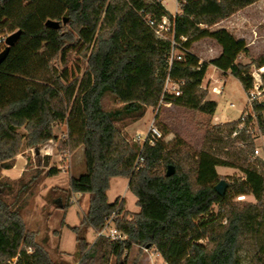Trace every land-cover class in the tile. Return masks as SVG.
Returning <instances> with one entry per match:
<instances>
[{
    "label": "trees",
    "instance_id": "1",
    "mask_svg": "<svg viewBox=\"0 0 264 264\" xmlns=\"http://www.w3.org/2000/svg\"><path fill=\"white\" fill-rule=\"evenodd\" d=\"M256 1L178 0L180 13L172 15L161 0H0V34L20 30L0 63V173L14 165L23 147L57 140L54 124L66 125L60 147L74 152L82 146L84 171L71 176L68 187H51L46 198L65 212L74 193L88 194L79 224L67 225L75 235L79 264H109L112 256L119 259L134 245H148L166 264H264V160L251 158L255 143L250 132L255 123L264 137V102H253L254 119L248 115L241 128L238 118L207 129L198 151L177 136L140 149L116 125L168 102L212 116L217 103L200 87L209 65L228 71L248 93L250 67H264V54L242 63L238 58L248 51L245 40L210 27ZM145 15L155 23L170 20L166 38L155 36ZM49 19L59 26H47ZM171 37L181 57L169 64ZM202 38L216 41L221 51L200 63L190 48ZM69 52L83 58L80 76L66 66ZM167 76L183 80L180 95L163 93ZM260 76L264 89V71ZM106 94L119 106L105 108ZM139 152L143 163L134 170ZM35 156L48 167L46 175L59 172L49 165L50 155ZM168 165L174 167L170 176L165 175ZM216 166L243 174L230 179L222 196L214 189L221 180ZM25 172L16 180L0 174V263L15 258L14 264H67L51 259L46 237L37 243L25 227L18 200L41 171L27 181ZM113 177L128 179L137 212L124 210L120 197L108 202ZM241 195L255 201L235 199ZM115 210V226L126 239L87 241V231H98Z\"/></svg>",
    "mask_w": 264,
    "mask_h": 264
},
{
    "label": "rangeland",
    "instance_id": "2",
    "mask_svg": "<svg viewBox=\"0 0 264 264\" xmlns=\"http://www.w3.org/2000/svg\"><path fill=\"white\" fill-rule=\"evenodd\" d=\"M164 4L166 8L173 13L180 9L177 0H165ZM234 21L233 24L235 25V29H238L239 33L245 34L248 41L251 42V48H254L250 51L248 57L241 55L238 58L240 62L247 61L246 63H249L250 60L264 54V0L237 15ZM60 23L64 25V23ZM203 47V45L200 46V44H197L195 50L198 53ZM174 53H177V50H175ZM55 63L59 70L62 69L61 64L58 62ZM66 66L72 74L78 76L81 75L85 67L83 58L76 52L68 53ZM250 71L252 75H259L261 78L260 74L264 71V67L257 68L251 65ZM213 74V69L210 67L207 71L206 79H208V77L213 78ZM202 84H204L209 91V85L203 82V80ZM219 85L223 88L222 93L219 95L213 94L212 96L218 101V108L216 111V115L220 118L218 121L213 120V115L209 116L202 112L176 106L174 104L160 103V105L156 107H147L145 114L140 119L125 120L116 123V125L120 129L122 135L125 136V139L132 143L133 137L138 133L147 131L149 124L153 120L156 127L160 130L164 141H170L177 136L187 143L192 150L198 151L204 144L207 129H210L214 125L226 123L224 121L230 122L236 120L240 117L243 110L249 109L246 99L247 93L244 92L240 82L235 77L228 76L219 81ZM207 96L206 94V97ZM102 103L105 108L119 106V102L109 94L103 97ZM231 104H233V106H231ZM162 128L167 131V134L163 133ZM19 131L24 132V129L20 128ZM53 131L57 136V140L41 143L37 145L35 149L23 147L22 151L14 158V163L16 159H20L21 156L26 160L25 170H22L26 171V174L23 176L24 181H27L35 170L42 171L44 169V167L37 163L38 158L35 155H39L41 160V157L45 155V151L50 152L49 165L59 168V171L64 172L61 175L62 179L66 180L69 174H78L73 171L70 173L71 169H74V163L78 165V155L75 152H69L67 148L60 147V141L65 137L66 125L64 123H56L53 125ZM250 132H253L254 149L257 148L259 151L258 155H255L253 152L251 158L259 157L264 160V137L259 133L255 123ZM233 135L234 134H232V136ZM36 150H38V152ZM221 155L223 156V154ZM82 165H84L83 161ZM16 168H18V166ZM217 168L221 179L225 180L227 184L230 179L243 177V174L238 168L230 166H217ZM22 171L16 178L6 177L16 180L21 175ZM39 178L40 175L30 185L29 190L18 200L17 205L22 207L21 216L25 227L28 231L33 233L34 241L37 243H42V240L46 237L44 247L47 249L51 259L63 261L67 264H79L80 258L75 252V236L67 227L64 226L61 228V221L64 220L62 217L63 212L61 209H58L52 201L49 202L46 198L47 191L50 189L46 184L52 185L58 183L57 177H46L44 182H38ZM59 183L61 184L60 187L65 185L63 180L59 181ZM17 188L18 186H15L14 191H16ZM227 188L228 185L226 190ZM117 195L122 199L125 198L128 209L135 210V208H137L134 203V196L127 190V185L124 180L111 183V187L108 190V198L113 202ZM235 199L239 201H255L252 195H241ZM71 202L73 203L67 211L65 220L69 225H76L82 219L86 208L81 205L82 203L79 205L72 198ZM87 204L88 202L85 200V206H87ZM216 208L217 207L214 206V211ZM86 236L87 241L91 243L95 239V232L89 229ZM31 249L32 248H30L29 251H31ZM151 259L153 263H151ZM14 261L15 258L2 262V264H14ZM160 263L165 264L162 262L161 258L150 257L149 252H145L142 247L136 245H134L130 251L124 252L119 259L112 256L109 261V264Z\"/></svg>",
    "mask_w": 264,
    "mask_h": 264
},
{
    "label": "crops",
    "instance_id": "3",
    "mask_svg": "<svg viewBox=\"0 0 264 264\" xmlns=\"http://www.w3.org/2000/svg\"><path fill=\"white\" fill-rule=\"evenodd\" d=\"M164 1L165 0H161V3L165 7V9L167 11H169V13H171L172 15H175V14L180 13V9H178L174 13L171 12L169 9L166 8V6L164 4ZM260 1H263V0H258L256 2H254V3H252V4L248 5V6H246L244 8H242L241 10H239L236 13L232 14L228 18L223 19V20L219 21L218 23H216L215 25H213V26L210 27L211 30L218 29V28H225L231 34H233L236 38H242V39H244L245 42H246V44H247L248 51H247L246 54H241L243 56H247L248 57L250 51L253 50L254 48H251V42L248 41V39L246 38V35L245 34H242V33H239L238 29H235V27H234L235 25L233 24V22H235L234 20L237 17V15H239L240 13H242L245 10L249 9L250 7L256 5ZM197 44H200V46H202V45L204 46L202 49H200V51H198V53L195 50V47H196ZM220 51H221L220 45L216 41H214L213 39H211V38H202L200 40H197V41H195L192 44V46L190 48V52H192L193 54H195L199 58V62L200 63L203 62V61H208V60L216 57L220 53ZM256 55H258V54H256ZM246 62L247 61L242 62V63H246ZM210 67H212V69H213V73H214L212 75L213 78L208 77V79H206L207 71H208V69ZM205 73H206L204 75L205 77H203L202 80H203V82H205V83H207L209 85V91L206 89L207 87H205L204 84H202V81H201V84L202 85H200V86L207 90V95L208 96L206 98L207 99H212V100H214L217 103V106H216V109L214 111V114H213V117L212 118H213V120L218 121L220 119L219 116L216 115V111H217V108H218V101L214 97H212V96H213V94L219 95L223 91L222 86L219 85V81H221L222 79H225L228 76H232V75L228 71H221L220 69H218V68H216L215 66H212V65H209L207 67ZM213 88L218 89L219 90V93L214 92L213 91ZM231 106H233V104H231ZM224 122H227V121H224ZM74 152L78 155V165L74 163V169H71L70 173L73 171V172H77L78 173L77 175H79L80 173H82L84 171V165H82V161H83V147L82 146L78 147ZM44 154L50 155V152L45 151ZM25 161L26 160L24 159V157L21 156L20 159H16L14 165L11 168H9V169H2L1 174L3 176H8V177H11V178H16L18 176V174H20V172L25 168ZM17 166H18V168H16ZM42 167H44V169L39 174L40 175V178L39 179H41V180L38 179V182L39 181H43L44 182V180L46 179V177H57L58 183L52 184V185L46 184L48 188H51L53 186L60 187L61 184L59 183V181H61V180H63L64 183H65V185L64 186H61V187H68L70 177L71 176H77V175L69 174L66 180L65 179H62V176L61 175L64 173L63 171H59L57 174L48 176V175L45 174V172L48 169V167L47 166H42ZM216 171L218 173L217 166H216ZM119 180H121V181L124 180L126 182V185L128 184V179L127 178H123V177H113L109 181V188H108V190L110 189L112 182H117ZM108 190L106 192L107 200H108V202L111 203L112 201L108 198ZM127 190H128V188H127ZM117 197H119V196L117 195L115 198H117ZM72 199H74L75 202L78 203L79 205L82 203L81 205H83L87 209L88 204H87V206H85V200H87V202H88V194L87 193H74L72 195ZM123 200H124V210L129 211V212H132V213H135V212H137L139 210V207L136 205V197L135 196H134V203L137 206V208H135V210L128 209V207L126 206V200H125V198H123ZM70 206L67 208V210L65 212L63 210H61L63 212L62 217H63V219H64L63 221L65 223V225H63L61 228H63L64 226L67 227V225L68 226H75V225H69L66 222V220H65L66 219V215H67V211L70 208ZM86 209H85V211H86ZM128 218H130V217H128ZM78 224H76V225H78Z\"/></svg>",
    "mask_w": 264,
    "mask_h": 264
},
{
    "label": "built area",
    "instance_id": "4",
    "mask_svg": "<svg viewBox=\"0 0 264 264\" xmlns=\"http://www.w3.org/2000/svg\"><path fill=\"white\" fill-rule=\"evenodd\" d=\"M144 20L153 29L155 36L158 38H166V33L171 32L172 24L167 17H162L160 22L155 23L154 20H152L148 15H145ZM7 36L8 35L6 34H0V51L6 45L5 39ZM170 41H171V51L168 58L169 64L172 62L173 59H180L181 57V53L178 50L177 44L175 43L173 37L170 38ZM175 50H177V53H174ZM259 68H263V67H259ZM252 77H253V85L246 96L247 105L249 106V109L242 111V114L239 117L241 119V123L239 124L238 128H241L243 126L245 118L248 115H251V117L254 119V114L252 110L253 102H258V103L264 102V89L262 87L261 78L259 77V75H255V76L252 75ZM182 84H183V80H174L171 77L167 76L164 82L163 93L178 96L181 93L180 87ZM213 91L219 93V90L216 88H213ZM165 104H171V103L168 102ZM263 116H264V111H263ZM233 134H236V131ZM158 139H162V134L154 124V121L152 120V122L149 124L147 131H145L144 133H138L135 137H133V142L137 143L139 145V148L141 149L145 143H148L149 145H153L155 141H157ZM253 152L255 155H258L259 153L257 148H255ZM142 163H143V156L139 152L134 160L133 169L134 170L139 169L142 166ZM117 216L118 215L116 210L113 211L105 219L104 225L98 231L95 232V237L102 236L107 238L110 242L125 240L126 236L123 233L119 232L117 227L115 226V219ZM142 249L145 252H149L150 257L153 258L159 257L162 259V262L166 264V262L163 260L161 255L158 252H156L154 249L150 250V248H146V247H142ZM151 263H153V260Z\"/></svg>",
    "mask_w": 264,
    "mask_h": 264
},
{
    "label": "water",
    "instance_id": "5",
    "mask_svg": "<svg viewBox=\"0 0 264 264\" xmlns=\"http://www.w3.org/2000/svg\"><path fill=\"white\" fill-rule=\"evenodd\" d=\"M65 22V19H63V23ZM49 27L57 28L59 26V22L55 20H47L45 23ZM20 34V30H16L13 33L9 34L5 39V47L0 51V63L5 59L7 56L10 47L14 45V43L17 41L18 36ZM38 152V150H36ZM174 173V167L172 165H168L165 175L170 176ZM227 187V182L223 179H221L218 183L215 184L214 189L216 193L220 196L224 195ZM149 246L147 245L146 248Z\"/></svg>",
    "mask_w": 264,
    "mask_h": 264
}]
</instances>
